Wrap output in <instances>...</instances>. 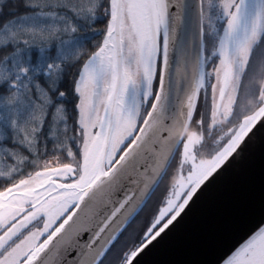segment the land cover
Instances as JSON below:
<instances>
[{
    "label": "snow or ice",
    "instance_id": "snow-or-ice-1",
    "mask_svg": "<svg viewBox=\"0 0 264 264\" xmlns=\"http://www.w3.org/2000/svg\"><path fill=\"white\" fill-rule=\"evenodd\" d=\"M258 128L264 0H0V264H143Z\"/></svg>",
    "mask_w": 264,
    "mask_h": 264
},
{
    "label": "water",
    "instance_id": "water-1",
    "mask_svg": "<svg viewBox=\"0 0 264 264\" xmlns=\"http://www.w3.org/2000/svg\"><path fill=\"white\" fill-rule=\"evenodd\" d=\"M264 198V130L218 171L175 226L143 254V264H215L259 219ZM87 234L82 236V242Z\"/></svg>",
    "mask_w": 264,
    "mask_h": 264
},
{
    "label": "rangeland",
    "instance_id": "rangeland-1",
    "mask_svg": "<svg viewBox=\"0 0 264 264\" xmlns=\"http://www.w3.org/2000/svg\"><path fill=\"white\" fill-rule=\"evenodd\" d=\"M161 194H162V192L159 193V190H157L156 195L153 196L152 201L149 203V205L145 209V211L140 214V216L137 218L136 222L131 225V227L128 229V231L126 233H124V236L121 238V241H124L123 244H125L126 242L130 244L131 241L138 235L139 232L136 233V229L138 228V226L142 225L144 220L147 218L146 214L154 210V208L156 206V202L161 197ZM148 222H149V220L144 224V226H143L144 228L147 226ZM123 244H120V245H123ZM118 248H119V246H118ZM115 255H116V253L114 251L113 255L108 258V262H106V264H109V262H111V264H114Z\"/></svg>",
    "mask_w": 264,
    "mask_h": 264
},
{
    "label": "flooded vegetation",
    "instance_id": "flooded-vegetation-1",
    "mask_svg": "<svg viewBox=\"0 0 264 264\" xmlns=\"http://www.w3.org/2000/svg\"><path fill=\"white\" fill-rule=\"evenodd\" d=\"M174 169H172V172L174 173ZM170 183V179H168V180H165V182H164V184H162L161 185V189H158L159 190V193H161V192H163V188H164V186L166 185V184H169ZM156 195V194H155ZM162 195V194H161ZM151 213H152V211L151 212H149V213H147L146 214V216H147V218L144 220V222L142 223V225H140V226H138V228L136 229V233L137 232H141L142 231V229L144 228L143 226H144V224L149 220L150 221V217H151ZM149 223V222H148ZM148 225V224H147ZM139 233H138V235H139ZM137 235V236H138ZM124 243V241H121L120 242V244H123Z\"/></svg>",
    "mask_w": 264,
    "mask_h": 264
}]
</instances>
